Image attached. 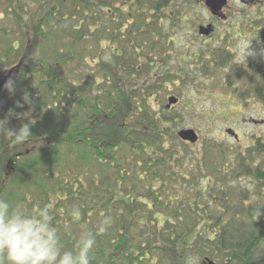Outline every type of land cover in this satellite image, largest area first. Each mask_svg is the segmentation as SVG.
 Segmentation results:
<instances>
[{"label":"trees","instance_id":"1","mask_svg":"<svg viewBox=\"0 0 264 264\" xmlns=\"http://www.w3.org/2000/svg\"><path fill=\"white\" fill-rule=\"evenodd\" d=\"M92 3L62 0V13L49 11L46 26L4 28L2 67L13 65L14 93L4 96L3 88L0 118L19 127L26 118L15 114L28 113L36 123L30 146L11 149L0 140L1 197L8 188L6 199L20 201L13 188L25 186L40 194L42 204L57 199L62 221L78 205L93 231L111 216V227L97 235L92 264H190L196 258L202 264H264V140L257 137L244 149L219 146L214 164V148L206 145L197 166L172 154L165 131L177 115L162 114L173 105L155 107L174 84L157 83L155 49L164 29L110 27L107 19L97 21ZM123 29L127 40L118 38ZM142 33L151 39L149 47ZM115 42L132 51L112 50L110 61L100 59ZM157 57L167 60L164 48ZM198 64L178 79L212 71L205 58ZM223 72L228 88L247 77L248 91L264 103L261 72L256 89L255 76L239 68ZM106 171L113 172L110 181ZM197 174L203 183L193 193L189 179L197 183ZM244 178L252 189L238 184ZM63 242L72 245L70 237Z\"/></svg>","mask_w":264,"mask_h":264},{"label":"rangeland","instance_id":"2","mask_svg":"<svg viewBox=\"0 0 264 264\" xmlns=\"http://www.w3.org/2000/svg\"><path fill=\"white\" fill-rule=\"evenodd\" d=\"M53 2L54 0L48 2V9L52 8ZM54 7H56V10L58 9L56 5H54ZM59 11L61 12L60 9ZM110 27L114 28L115 26ZM161 27L164 29L165 33L161 37L160 35L157 36L155 49L156 73L159 76L157 78V83L160 84L158 86L160 87L164 84V81H166V83H168L167 80H170L169 82H174V84H170L169 89H171V91L167 92L165 95H170L169 93H172L171 95L178 97V101L173 105L172 109L168 112L167 110L162 109V114L165 113L166 115L168 113L169 117L177 115L175 116V122H170L165 131V146L169 147L171 153L180 157H187L194 162L203 158L204 145L210 146L214 148V151H210L209 153L212 156V162L214 164L218 159L217 155L219 153H217L216 150L219 149V146H222L224 149L227 147L235 148L236 146L244 149L249 145H252L257 137L260 140H264V103L259 102L253 94L248 91V87L240 84V82L235 83L234 85L232 84L230 88L226 87L225 72L221 70L218 72L212 70L207 75L195 73L196 76L194 75V77L192 72H190L189 76H183V78L179 80L176 74H182L180 72L184 71L189 72L191 71V68L194 69L199 65L198 63L200 62L201 55H198L197 52L200 47L197 43L192 45V41L189 42V38L185 36L189 34V29H184L182 27L171 28V26ZM59 30V28L56 29V31ZM123 30L124 34L118 33L123 37L118 36V38L127 40L128 32L126 29ZM141 35L143 37V45L149 47L151 43L148 42H150L151 39L147 33H142ZM5 45V41L1 43V51L5 48ZM90 47L92 49L94 48L92 41ZM106 48L107 50L101 52L100 59L103 58L109 61L111 60V58H109V53L116 52L117 50L118 54L124 55L126 51H132L129 45L126 46L121 43V46H119L118 42L109 44ZM163 48L165 49V57L167 60L157 57V53H161ZM250 51L252 54L245 57L240 45L235 48V53L238 58L244 57L243 59L245 60L248 58L250 60L264 61V46H261L259 50L251 47ZM93 52H95V50ZM87 53L91 54L92 52ZM194 53L197 55L194 56ZM20 54L21 52L19 55ZM13 55H17V53ZM243 59L241 60L246 62ZM45 72L47 73L48 71L45 70ZM13 93L14 91L10 92L7 90L4 96L9 97V95ZM162 96L164 95H160V99L155 107L166 105L167 100H164ZM228 128H231L237 134V139L225 132ZM181 129H193L198 136L197 142L191 144L178 138L176 133ZM144 156H142L141 159H143ZM198 161L194 163L195 166H197L196 164ZM105 174L107 180L110 181V178L113 177V172L106 171ZM88 175L90 176L91 173ZM198 175L199 174H197V183L194 178L189 179V182L194 184V186L191 185L193 193V187L196 188L197 184L201 185L203 183V179H200ZM88 180V177H86V181ZM49 183H51V181H49ZM142 184L143 183H140L138 185V194L140 196L145 194L142 191ZM238 184L248 190L252 189V186H254V183L251 182V180L245 178ZM13 190L17 194V198L21 199L20 201L34 202L35 198L37 201L30 207L42 204V202L38 200L40 194L37 191H34V193L31 194V191H28L25 186L19 188L14 187ZM7 192L8 188L3 192V198H6L5 195ZM59 195L60 194L57 196ZM52 200L56 210L59 203L55 198ZM12 201L15 202V200ZM63 204L67 206L66 208L69 207L68 202L64 201ZM54 222L61 223L62 214L59 216L56 215ZM148 227L152 226L148 225ZM189 263L202 264L201 260L198 258L192 261L190 260Z\"/></svg>","mask_w":264,"mask_h":264},{"label":"flooded vegetation","instance_id":"3","mask_svg":"<svg viewBox=\"0 0 264 264\" xmlns=\"http://www.w3.org/2000/svg\"><path fill=\"white\" fill-rule=\"evenodd\" d=\"M49 1L0 0V102L5 88L1 83L4 79H12L13 74V65L6 71L2 67L4 28L21 26L29 29L37 24L48 25L49 11L56 8L54 5L62 13V0H54L52 8L48 9ZM92 6L96 10L97 21L107 19L109 26L189 29L185 36L192 45L198 44L200 49L197 53L205 58V64L211 70L231 73V70L239 68L244 74L255 76L256 81L251 84L253 89L259 87V75H264V61L238 58L235 48L249 41L250 48L259 50L264 46V0H93Z\"/></svg>","mask_w":264,"mask_h":264},{"label":"clouds","instance_id":"4","mask_svg":"<svg viewBox=\"0 0 264 264\" xmlns=\"http://www.w3.org/2000/svg\"><path fill=\"white\" fill-rule=\"evenodd\" d=\"M250 46V41L240 45L245 57L252 54ZM4 87L14 91V81L9 78ZM25 101L29 102V98L25 97ZM15 115H22L26 122L11 127L8 118H0V140H6L8 148L22 149L30 146L36 121L28 113ZM30 203H13L0 197V264H92L97 235L111 227V216L104 215L93 231L82 221L78 205L66 210L61 223H55L54 202L29 207ZM64 237L72 239L71 247H65Z\"/></svg>","mask_w":264,"mask_h":264},{"label":"water","instance_id":"5","mask_svg":"<svg viewBox=\"0 0 264 264\" xmlns=\"http://www.w3.org/2000/svg\"><path fill=\"white\" fill-rule=\"evenodd\" d=\"M5 81H7V79H4V81L1 83L2 86L5 84ZM176 102L177 98L174 96H170L167 99L166 107L170 108V106L174 105ZM225 132L233 138L237 139V134L231 128L226 129ZM176 134L177 137L180 138L182 141L189 142L191 144L195 143L198 140V136L193 129H181ZM208 264H212V262L210 261L208 262Z\"/></svg>","mask_w":264,"mask_h":264}]
</instances>
